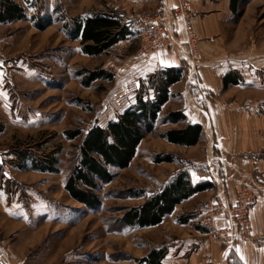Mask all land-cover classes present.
Returning a JSON list of instances; mask_svg holds the SVG:
<instances>
[{
    "label": "rangeland",
    "instance_id": "obj_1",
    "mask_svg": "<svg viewBox=\"0 0 264 264\" xmlns=\"http://www.w3.org/2000/svg\"><path fill=\"white\" fill-rule=\"evenodd\" d=\"M18 2L28 18L0 23V264H145L142 260L152 249L163 244L168 249L171 219L140 229L124 226L121 218L160 191L178 170L189 171L195 182L213 179L215 148L205 135L189 148L159 137L182 126L160 125L171 110L166 109L156 134H146L131 166L114 169L113 181L101 186V204L88 209L76 202L65 186L79 163L83 137L69 141L65 131L85 134L94 126L106 127L131 107L141 92L139 80L149 77L137 71L152 54L140 51L138 27L130 41L100 57L85 56L80 41L70 39L72 22L86 16L115 10L132 21L136 12L124 9L126 0ZM235 17L228 25L231 37L222 46L252 73L253 78L238 71L243 87L238 94L249 99L244 105L264 114V0H249ZM38 23L45 27L38 29ZM101 69L113 73V81H96L86 88L84 76ZM179 101L173 99V104ZM21 150L40 158L54 154L59 172L18 168ZM167 155L176 157L175 162H154ZM212 191L203 194L208 197ZM190 205H199V195ZM191 214L201 227L197 210Z\"/></svg>",
    "mask_w": 264,
    "mask_h": 264
},
{
    "label": "crops",
    "instance_id": "obj_2",
    "mask_svg": "<svg viewBox=\"0 0 264 264\" xmlns=\"http://www.w3.org/2000/svg\"><path fill=\"white\" fill-rule=\"evenodd\" d=\"M181 3L189 6L194 30L201 38V58L197 62L184 48L183 21L175 15ZM244 4L233 10L231 0H126L124 9H133L135 17L159 13L168 35L175 41L173 52L157 51L144 59L137 73L144 78L159 70L183 69V80L170 88L172 97L162 113L170 108V112L182 111L187 123L202 126L209 145L216 151L217 164L211 175L217 188L208 197L200 193L197 207L189 204L198 195L177 205L175 212L165 218L171 219L172 229L166 232L169 247L163 264H264V114H257L251 106L244 105L249 99L238 94L242 86L223 88L224 75L231 70L253 78L252 73L245 72L242 60L227 53L222 46L231 37L228 25L234 23L235 15ZM141 82L140 79L139 87ZM176 98L180 101L173 104ZM247 187L254 195L249 210V233L236 237L232 243L196 230L193 227L196 218L186 225L177 221L178 217L196 209L204 228L200 210L207 203L205 199L234 206L239 189ZM220 227H227V223L220 222Z\"/></svg>",
    "mask_w": 264,
    "mask_h": 264
},
{
    "label": "trees",
    "instance_id": "obj_3",
    "mask_svg": "<svg viewBox=\"0 0 264 264\" xmlns=\"http://www.w3.org/2000/svg\"><path fill=\"white\" fill-rule=\"evenodd\" d=\"M248 1L231 0L233 10ZM27 18L25 8L17 0H0V23L11 24ZM71 25L70 39L79 40L81 53L92 57H100L115 45L130 41L137 27L134 19L124 20L115 10L76 19ZM36 27L42 30L45 26L38 23ZM183 74V69L172 68L159 70L147 77L148 80L141 82V92L137 93L135 103L118 115L115 121L108 122L106 127L94 126L85 134L81 130L65 131V138L69 141H74L79 136L83 137L79 147V163L66 181L65 189L69 196L88 209L98 207L101 204L98 195L101 186L113 181L114 169H126L131 166L146 134H156L160 121V125H182L158 134L171 145L189 148L202 141L205 135L202 126L187 123V117L182 111L169 112L159 121L164 106L172 97L170 88L183 80ZM113 79L114 74L104 69L88 71L84 76L83 84L87 88L96 81H113ZM241 83L242 78L237 71L231 70L224 75V89ZM17 155L18 168L29 166L44 173L59 172L58 159L54 154L40 158L27 150H21ZM175 159L176 157L167 155L156 158L154 162L173 163ZM215 188L212 179L195 182L189 171L178 170L160 191L151 195L142 205L129 209L121 218V222L129 228L145 229L160 226L166 217L175 212L177 205ZM193 217L192 214L182 215L177 221L186 225L191 223ZM193 226L196 230L206 233L203 227L196 224ZM167 252V246L163 244L152 249L142 262L163 264Z\"/></svg>",
    "mask_w": 264,
    "mask_h": 264
},
{
    "label": "built area",
    "instance_id": "obj_4",
    "mask_svg": "<svg viewBox=\"0 0 264 264\" xmlns=\"http://www.w3.org/2000/svg\"><path fill=\"white\" fill-rule=\"evenodd\" d=\"M191 10L186 3H181L175 10V15L183 21L185 42L189 56L198 60L199 38L191 21ZM134 23L142 30L143 41L140 51L145 55L157 53V51H174L175 41L168 35L166 25L159 13L155 15H137ZM254 200L251 190L241 188L238 191L237 202L229 206L217 200H211L201 208L203 214V226L209 237L232 243L236 237L247 235L250 227L249 210ZM226 222L227 227H220V222Z\"/></svg>",
    "mask_w": 264,
    "mask_h": 264
}]
</instances>
